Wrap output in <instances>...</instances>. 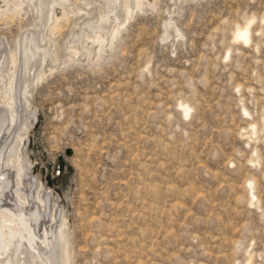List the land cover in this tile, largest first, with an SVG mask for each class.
<instances>
[{
  "label": "rangeland",
  "instance_id": "rangeland-1",
  "mask_svg": "<svg viewBox=\"0 0 264 264\" xmlns=\"http://www.w3.org/2000/svg\"><path fill=\"white\" fill-rule=\"evenodd\" d=\"M73 1L50 38L52 71L29 85L21 147L57 200L56 227L65 218L70 264H264V0H146L100 55L71 57L73 31L108 3ZM22 2L0 17V55L34 32ZM249 19L241 46L233 33Z\"/></svg>",
  "mask_w": 264,
  "mask_h": 264
},
{
  "label": "bare ground",
  "instance_id": "bare-ground-1",
  "mask_svg": "<svg viewBox=\"0 0 264 264\" xmlns=\"http://www.w3.org/2000/svg\"><path fill=\"white\" fill-rule=\"evenodd\" d=\"M24 1H27V4L30 2L36 12L37 20L31 27L34 32H30L29 35L23 34L22 40H18L17 48L0 55V64L7 59L4 71L0 68V111L2 108L7 110L5 115L0 114V264H70L68 241L64 230L65 218L62 217L56 227L57 200L53 198L51 192L46 191L42 183L31 178L30 170L24 164L21 147L27 139L29 128L32 127V120L35 119L26 97L29 93L28 88L31 87L29 85L32 83L33 86L34 82L38 84L37 81L44 76V72L52 68L47 61L54 64L57 60L56 44L54 41L51 42V35L60 30L62 22H66L69 15L75 13V8L69 4L70 0ZM74 1L78 3L80 0ZM22 4V0H11L10 8L5 5L6 8H0V17L5 10L9 11L7 14L10 12L19 14ZM146 4L150 5L146 0H108L107 5H103L104 10L100 7L102 11L98 8L96 16L93 15L94 22L85 25L80 31L78 29L73 31L68 47L71 57L78 53L80 56L81 54L88 56L94 51L100 55L121 35L134 12L140 11L142 5ZM55 5H58V14L53 9ZM24 12L22 11L23 14ZM252 21L253 19H249L243 26L238 25L233 33V40L241 46L249 45V26ZM39 27L42 28L41 31ZM37 29L40 35L36 32ZM225 55H228V52ZM45 66L48 70L44 69ZM175 105L180 117L188 119L191 105L185 101H178ZM242 110L246 116L249 115ZM16 123L17 126L13 127ZM242 136L248 142L256 141L258 139L256 125L250 124ZM252 155L250 164L253 165L258 163L256 149L252 151ZM11 186L12 190L9 193L12 195L9 197L7 190ZM248 187L253 199L251 204L260 207L255 203L257 198L255 199L253 192L251 193L252 183H248ZM55 243L59 244V249ZM23 245L24 248L21 249ZM251 261L252 257L248 255L243 264H252Z\"/></svg>",
  "mask_w": 264,
  "mask_h": 264
}]
</instances>
